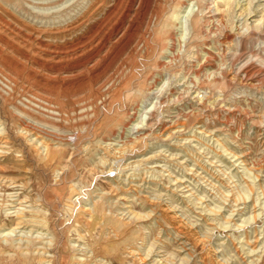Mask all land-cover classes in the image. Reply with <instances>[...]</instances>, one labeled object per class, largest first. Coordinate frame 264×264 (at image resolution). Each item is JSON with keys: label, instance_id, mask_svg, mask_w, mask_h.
<instances>
[{"label": "rangeland", "instance_id": "374dc122", "mask_svg": "<svg viewBox=\"0 0 264 264\" xmlns=\"http://www.w3.org/2000/svg\"><path fill=\"white\" fill-rule=\"evenodd\" d=\"M0 264H264V0H0Z\"/></svg>", "mask_w": 264, "mask_h": 264}, {"label": "bare ground", "instance_id": "6f19581e", "mask_svg": "<svg viewBox=\"0 0 264 264\" xmlns=\"http://www.w3.org/2000/svg\"><path fill=\"white\" fill-rule=\"evenodd\" d=\"M113 13H114V11L112 10V11L110 12V15H111V16L109 15V17L107 18L108 20H109L110 18L113 17V16H112ZM119 20H121V21L123 22L122 14H121V18H119ZM121 21H119V25L117 24V25H118V26H116L117 29L120 28V24L122 23ZM114 24H115V23H114ZM114 24H113V26H114ZM21 216H22V215H18L19 219H23V221H24V218H22L23 216H22V217H21ZM257 216H258V215H257ZM20 217H21V218H20ZM255 217H256V216H255ZM250 218H251V217H250ZM253 218H254V217H253ZM17 219H18V218H17ZM244 221H245V220H244ZM18 224H22V221H19V220H18ZM253 250H254V249H253Z\"/></svg>", "mask_w": 264, "mask_h": 264}]
</instances>
